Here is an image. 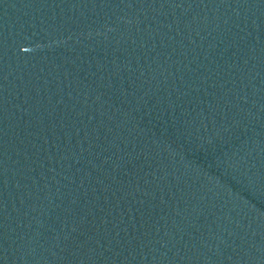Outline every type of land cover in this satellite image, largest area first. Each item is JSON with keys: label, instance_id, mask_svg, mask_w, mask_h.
I'll list each match as a JSON object with an SVG mask.
<instances>
[{"label": "water", "instance_id": "1", "mask_svg": "<svg viewBox=\"0 0 264 264\" xmlns=\"http://www.w3.org/2000/svg\"><path fill=\"white\" fill-rule=\"evenodd\" d=\"M0 264H264V0H0Z\"/></svg>", "mask_w": 264, "mask_h": 264}]
</instances>
